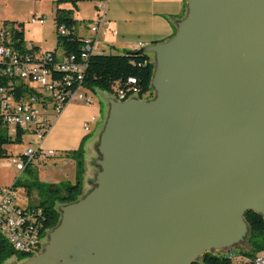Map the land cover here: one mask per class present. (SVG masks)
<instances>
[{
  "label": "water",
  "instance_id": "obj_1",
  "mask_svg": "<svg viewBox=\"0 0 264 264\" xmlns=\"http://www.w3.org/2000/svg\"><path fill=\"white\" fill-rule=\"evenodd\" d=\"M152 100H109L87 195L24 264H193L264 221V0H185Z\"/></svg>",
  "mask_w": 264,
  "mask_h": 264
},
{
  "label": "built area",
  "instance_id": "obj_2",
  "mask_svg": "<svg viewBox=\"0 0 264 264\" xmlns=\"http://www.w3.org/2000/svg\"><path fill=\"white\" fill-rule=\"evenodd\" d=\"M106 4L97 5L98 17L91 26L92 33H97L105 21ZM32 22L42 23L41 19H32ZM21 26L6 25L0 28V79H5L10 85L14 82H24L30 89L20 101L15 100L6 93L5 88L0 89V130H6L14 135L21 130L30 136L32 144L22 156L12 157L6 166L15 167L21 173L26 162H46L57 156V152L46 150L41 146L45 135L50 130L51 117L59 114L71 101H82L91 104L86 89L82 86V73L87 67L88 53L94 51V41L86 39V47L76 61L74 58L62 57L53 63L49 52L20 53L13 47V34L20 32ZM61 35L66 34L64 27L59 28ZM26 48L30 49L31 46ZM135 46L132 49H140ZM64 74L62 79L52 80L51 70ZM128 83L135 86L134 79ZM114 95L119 102L126 101L124 92L117 91ZM138 90L133 89L130 98L138 97ZM129 98V99H130ZM89 133V125L84 126ZM16 189L11 187L0 188V239L4 240L13 251L20 254L36 255L44 238L40 237L41 223L39 209H29L27 206L15 204ZM46 235V234H45ZM241 252L239 255L228 253L231 264H264V252L248 256Z\"/></svg>",
  "mask_w": 264,
  "mask_h": 264
},
{
  "label": "crops",
  "instance_id": "obj_3",
  "mask_svg": "<svg viewBox=\"0 0 264 264\" xmlns=\"http://www.w3.org/2000/svg\"><path fill=\"white\" fill-rule=\"evenodd\" d=\"M19 1V0H15ZM49 0L52 11V25L46 27V18L40 7L34 8L27 18H13L11 22L21 24L23 40L27 46L36 47L42 52H54L58 60L63 57V51L56 43V29L53 21L55 2ZM59 8L73 9V17L77 20L76 34L80 38L93 39L94 53L123 54L135 46L147 49L155 44L169 40L176 31L177 23L186 10L185 0H62ZM106 4L105 23L97 33L90 28L98 17L97 5ZM185 5V7H184ZM75 10V11H74ZM41 19L42 23L32 22ZM7 21V20H6ZM6 23V22H5ZM9 23V22H8ZM4 25H1L0 28ZM54 27L55 41L50 40ZM61 53H58V50ZM150 55L154 62V55ZM89 91V90H88ZM99 90H95L97 92ZM87 96H89L86 90ZM103 97L105 109L100 102L95 104L91 98L88 105L82 101H71L62 111L51 117V128L45 135L41 146L46 150L57 152V156L46 162L34 161L39 182L44 184H59L69 182L74 184L75 162L64 157L66 152L75 151L83 146L85 173L83 180L90 176L85 154L87 139H94L103 129L109 109L108 101L114 96L106 93ZM131 99V98H130ZM117 101V100H115ZM89 125V133L84 126ZM18 155V154H15ZM82 191L83 183H82Z\"/></svg>",
  "mask_w": 264,
  "mask_h": 264
},
{
  "label": "trees",
  "instance_id": "obj_4",
  "mask_svg": "<svg viewBox=\"0 0 264 264\" xmlns=\"http://www.w3.org/2000/svg\"><path fill=\"white\" fill-rule=\"evenodd\" d=\"M62 0L55 2V9L53 21L56 29V43L63 51V56L67 58H74L79 61L81 54L86 47V39L80 38L76 34L77 20L73 17V9L66 10L59 8ZM185 7V5H184ZM183 16V15H182ZM182 16L180 18H182ZM17 23H4L6 25H15ZM19 26L22 25L18 24ZM64 27L65 35L59 33V28ZM14 44L13 47L20 53L34 54L38 53L36 47L26 48L23 40V31L17 32L12 36ZM93 45V39L91 44ZM53 63L59 60L54 52H49ZM87 67L82 73V86L86 90H99L108 94H115L117 91L124 92L125 100H128L133 95V89L138 90V98L144 100L146 95L149 96L151 92V78L154 70V62L150 55L143 49H130L123 54H104L103 52L88 53ZM52 80L62 79L64 74L51 70ZM129 79H134L136 85L133 86L128 83ZM5 88L6 93L11 95L15 100L20 101L27 94L30 89L24 82H14L9 84L5 79H0V89ZM1 98V95H0ZM25 134L21 130H17L14 135H9L6 130H0V159L12 158V153L8 150L10 146L22 144ZM23 154L15 155L22 156ZM64 157L70 158L75 162L76 175L75 182H63L59 184H44L39 182L34 161L26 162L23 174H26L29 181L20 182L15 179L12 188H25L28 195L35 191L40 200L34 207L27 206L29 209H39L41 216L39 223H41L39 235L45 236L50 230L55 228L59 222V213L55 209L57 204H70L76 202L82 194L83 176L85 173L84 151L82 144L79 149L75 151L66 152ZM244 220L248 226L247 245L249 246V253H243L248 256L264 252V221L261 215L248 212L244 216ZM233 250H228L225 253L204 254L200 260L193 264H231V259L228 253ZM238 252H243L238 250ZM234 253V252H233ZM235 254V253H234ZM16 257L19 261L29 259L34 254H20L12 250V248L2 239H0V264H3L7 259Z\"/></svg>",
  "mask_w": 264,
  "mask_h": 264
},
{
  "label": "rangeland",
  "instance_id": "obj_5",
  "mask_svg": "<svg viewBox=\"0 0 264 264\" xmlns=\"http://www.w3.org/2000/svg\"><path fill=\"white\" fill-rule=\"evenodd\" d=\"M37 7H40V9L42 8L39 11L43 12L46 18V27L48 28L51 27L50 25H52V11L50 8L49 0H19V1L0 0V24L2 25L5 22L10 23V21L15 17L16 18H27L28 16H31L32 10ZM185 14H186V10L184 11L182 18H184ZM51 30L52 32L50 33L51 35L50 40L55 41L53 26ZM58 53L59 54L61 53L60 49L58 50ZM87 92L95 104L100 102L102 106L105 109H107L106 103L103 100V97L108 96L105 92L97 91L94 93L91 90L89 91L87 90ZM155 94H156L155 91L151 88V92L149 96L146 95V98L144 100L146 101L152 100L155 97ZM133 99H139V98L133 97ZM106 115H107V111L105 113L104 119ZM102 127L103 125L101 126V128ZM98 142H99V133L94 137V139H90V138L87 139L85 143V154H86V160H87V167L90 171V176L88 178L86 177L83 180V190L84 191H82V194L78 200L84 198L87 195V193H89L94 187L95 177L99 170L97 165L95 164V161L99 159V154L97 152ZM31 146H33L31 137L25 135L23 137L22 144H19L16 146H10L8 147V150L12 153V157H14L15 154H24L27 151V149L30 148ZM9 160H10L9 158L0 159V188L11 187L15 179L19 180L20 182L29 181V178L27 177L26 174H23L22 172L19 173L18 171H16L15 167L6 166V163ZM13 194L15 195L14 203L21 205V206L34 207L38 204V201L40 200L39 196L37 195L35 191H32L31 194L28 195L26 193L25 188H22V187L17 188L16 191H13ZM0 200H1V195H0ZM61 206H64V205L57 204L55 207V209L59 213V220L61 218V211H60ZM50 231L46 233V235L44 236L42 240V246L38 253H41L44 250V247L48 242V235ZM247 237H248V234L243 240V242L236 244L230 248L220 250V251H211V253L212 254L225 253L228 250H233V252L236 255L240 254L238 250L244 251V253H249V246L247 245V242H246ZM31 258L19 261L16 257L13 256L7 259L3 264H24L26 263V261L30 260ZM198 260H200V258Z\"/></svg>",
  "mask_w": 264,
  "mask_h": 264
}]
</instances>
